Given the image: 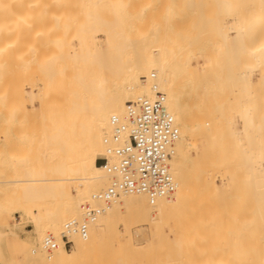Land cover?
<instances>
[{
  "label": "bare ground",
  "instance_id": "bare-ground-1",
  "mask_svg": "<svg viewBox=\"0 0 264 264\" xmlns=\"http://www.w3.org/2000/svg\"><path fill=\"white\" fill-rule=\"evenodd\" d=\"M146 1L148 3L149 0H17L18 7L14 10L16 7L12 6L15 4L11 6L2 0L3 5H9L11 12L12 9L18 12L17 20L12 22L16 24L13 29L3 28L9 22L0 25L3 32L0 61L3 60L4 67L1 72H4V80H0L3 83L0 82V86H6V91L0 96L13 93V97L2 96L10 98L9 101L6 99L8 114L5 117L8 124V170L0 177L2 264H82L102 246L112 248L118 256L144 253L146 257L151 249L154 254L153 248L156 251L160 246L165 216L185 204L194 211H200L207 198L210 200L205 204L210 207L202 208L205 211L219 208L217 212L222 216L218 215L223 222L226 221L223 226L224 223L217 218L218 222L213 224L212 212L208 210L205 214L201 208L202 213H209L212 218H204L210 222L201 221L219 226V229L213 228L215 232L211 230L214 237L223 238L219 235L223 233L226 237L221 240L225 244L222 251V244L214 243L210 254H214L215 259L219 251L222 254L219 253V261L211 260L209 256V264H264V0H254L253 3L252 0H242L248 5L240 0H231L233 3L217 0V9L214 6L216 13L207 15L204 12H210V8L203 7L207 11L201 12L203 15L199 14V17L194 15L197 19L193 18L192 26L187 29L178 27L175 32L170 31V27L166 32V24L162 23L161 27L155 20H150L151 12H154L149 10L150 4L146 5V10L144 7L137 9ZM159 1L156 9L166 0ZM179 1L176 0L178 4ZM215 1L210 2L213 4ZM199 2L197 6L203 10ZM250 3L256 5L253 7ZM183 6L188 7L182 3ZM243 6L251 8L247 15L242 14L247 10ZM168 7L165 6V10ZM176 7L179 10V5ZM195 7L194 11L199 12ZM190 14L191 19L193 14ZM163 15L162 21L167 22L168 15ZM148 21L151 22L145 27ZM183 21L180 24L186 22L185 25H189V19ZM177 23L176 28L179 26ZM142 24L146 25L143 27ZM215 41L217 43L214 44ZM212 43L218 48L214 49ZM251 67L257 71L254 75ZM153 85L164 95L166 108L178 129L168 159L174 189L152 201L143 192H119L108 203H103L94 196L111 182L113 174L97 163L96 158L105 153L103 138L110 134V118L112 115L123 116L127 102L136 97H153ZM237 181L242 188L240 183L234 185ZM202 185L207 192L212 189L218 196L214 195L213 199L220 201H211L214 192L209 191L208 197ZM192 188L200 190V201L197 197L200 206L195 200L197 194L190 191ZM235 189H240L241 193ZM234 191L243 197H239L242 203L232 194ZM190 195L195 196H191L195 198V204H192L194 201L190 203ZM202 196H206L205 201H202ZM227 196H235L240 201L232 204L238 218H242L238 213L249 206L244 210L248 213L243 212L246 215L243 214L241 224L235 225L237 227L229 221L231 217L228 216L233 210ZM47 198L55 201L48 203ZM248 198H253V202L249 200V204ZM210 201H214L216 207ZM85 202L98 207L99 213L87 222L86 236L70 233L71 245L64 248L60 241L64 223L81 219V205ZM221 204L227 205L232 213L225 207V213L227 210L231 213L226 216L220 210L224 209L219 206ZM13 212L19 213L18 219L9 222ZM236 212L230 219L233 222L239 221L234 216ZM123 213L128 216L124 219L121 237L114 222ZM26 219L33 227L34 235L30 233L31 237H21L15 229ZM191 222L187 229L192 232L181 233L176 236L173 246L169 245L175 249L179 246L180 249L175 250L179 253L176 257L169 256L172 250L168 251L169 254L166 252L167 260L155 259L152 255L154 258L148 256L146 259L133 254L130 256L139 261L145 259L144 264H151L147 263L148 259L151 262L154 259L153 264L208 263L205 258L201 259L202 262L192 259L191 253L183 246V241L190 234L201 230V222L195 218V225ZM242 224L246 228H241ZM247 224L248 233L245 231ZM142 225H147L150 235L158 237V240L148 239L146 244L135 246L131 228L136 227L133 233L142 236ZM220 225L225 228L232 226L228 228L229 234L228 229L223 231ZM239 227L241 234L247 233L242 237L244 239H241V234H236ZM259 227L263 231L258 230ZM48 233L58 243L50 251L42 247V239ZM214 233L219 234L215 236ZM225 239L231 242L226 244ZM236 239L238 241L235 242ZM242 241H246L243 246ZM7 242L16 249L18 257L4 256L2 247ZM237 242L241 247L236 245L239 244ZM237 246L244 249L241 251ZM148 248L151 249L145 253ZM234 248L241 253L236 255ZM126 257L123 260L127 261ZM126 261L119 259L121 264Z\"/></svg>",
  "mask_w": 264,
  "mask_h": 264
},
{
  "label": "rangeland",
  "instance_id": "rangeland-1",
  "mask_svg": "<svg viewBox=\"0 0 264 264\" xmlns=\"http://www.w3.org/2000/svg\"><path fill=\"white\" fill-rule=\"evenodd\" d=\"M1 2H0V9L2 8V10H0V15H2V16H0V18H2V19H0V25H2L4 22L5 23H10V21H11V25H8V24H5L4 26H3V28H6V27H8V28H10L11 29V27L13 26H15L16 24L15 23H12V22H15L14 20L16 19L17 20V17H15V16H18V15H16L18 12L16 11H14V10H16L17 9V0H8V2L6 1V0H3V2L5 3V4H9V5H13V4H15L14 6H12V8L13 7H16L14 10L12 9V12H11V8L10 7H8L9 5H3L2 4V0H0ZM141 1V0H140ZM144 1V0H143ZM150 1H152V2H150ZM162 1H164V0H162ZM186 1H188V2H192V0L190 1V0H180L179 2H180V4H178L177 2H176V0H166L165 1V3H163L162 4V2L160 3V8L159 7H157L158 9H156L155 8V5H157V3L159 4V0H149L148 1V3H147V1H146V4L144 3V2H142V3H144V4H140V6H138L137 7V9L138 8H142V7H144V10H146V8H148L146 5H148V4H150V5H148L149 6V10L150 9H152V11L154 10V12H151V11H148V12H151V15L152 16H154L155 15V12H156V16H154V18L151 16V19L150 20H155V21H153V22H155V23H159L160 25H162V23H163V25H165L164 26V29H166V28H168V27H170V31H173V32H175L176 30H178L179 28H182V26H183V29H187L188 27H190V26H192V20H194L195 18L197 19V17H199V14L201 15L202 13H203V11L204 10H206L205 8H206V6H208L207 7V9H209V11L211 12V7H213V11H212V13H210V12H204V13H207V15H209V14H213V13H216V9H217V4L216 3H218L219 1H215V3H211L210 1H212V0H202L204 3L205 2H208V4L207 3H205L206 5H204V4H202V2L200 1V0H197L198 2L200 1L201 2V4L203 5H201V4H199L200 6H202V8L203 7H205V8H203V10H201V7H199V6H197L198 4V2L196 1L195 3H194V0H193V3H189L191 6H193V8H194V6H196L197 7V9H199L198 11L200 12H196V11H194V9L190 6L189 7V4L188 3H186ZM234 1V0H233ZM233 1H231L230 0V3H233ZM237 1V0H236ZM241 2H242V0H240ZM248 2H250V0H247ZM247 1H243L242 3H245V5H248V4H246L247 3ZM253 1L254 0H252V3H253ZM139 2V1H138ZM138 2H136V3H138ZM150 2V3H149ZM185 2V3H184ZM199 2V3H200ZM214 2V1H213ZM255 2H256V0H255ZM168 3H170V4H168ZM175 5H174V4ZM182 3H183V5L185 4L186 6H188V7H185V6H183L182 7ZM234 3H237L238 4V2H234ZM241 3V5H244V4H242ZM139 4V3H138ZM162 4V5H161ZM166 4V5H165ZM255 5H256V3H254ZM253 4V5H254ZM172 5H174V7L172 6ZM177 5H179V7L181 8V10H180V8H179V10H178V8L176 7ZM234 6L236 5V4H233ZM253 5H251V3H250V6H253ZM254 5V6H255ZM3 6H4V8H3ZM135 6H137L136 4H135ZM165 6L166 7H168L166 10H167V13H165L166 12V10H165ZM211 6V7H210ZM214 6H215V8H214ZM237 6V5H236ZM249 6V7H250ZM253 6V7H254ZM170 7H172V9H170ZM196 7H195V9H196ZM242 7V6H241ZM248 7V6H247ZM247 7L245 6V8L247 9ZM133 8V7H132ZM177 8V9H176ZM243 8H244V6H243ZM244 8V9H245ZM134 9V8H133ZM188 9V10H187ZM215 9V10H214ZM240 9V8H239ZM245 9V10H246ZM250 9V10H249ZM252 9H254V8H252ZM6 10V11H5ZM159 12H158V11ZM163 10H165V11H163ZM169 10H172V11H170L169 12ZM244 10V11H245ZM251 11V8H248L246 11H245V13H242V14H244V15H247V11ZM15 13H14V12ZM189 11V12H188ZM194 11V12H193ZM207 11V10H206ZM215 11V12H214ZM2 12H3V14H2ZM160 12H162V13H160ZM164 12V13H163ZM176 12H178L179 13V15L176 13ZM181 12V13H180ZM192 12V14H193V17L190 19L189 18V14ZM202 12V13H201ZM238 12H241V11H238ZM14 14V16L12 15V14ZM152 13H154V15L152 14ZM168 13H172V14H169L168 15ZM174 13H176V14H174ZM195 13V14H194ZM249 13V12H248ZM11 14V15H10ZM163 14H167L168 16L166 17L167 18V22H166V20H164L165 21V23H164V21H162L164 18V16L165 15H163ZM196 14H197V17H195L196 16ZM241 13H240V15H242ZM8 15V16H7ZM158 15H159V19H158ZM177 15V16H176ZM195 15V16H194ZM203 15V14H202ZM201 15V16H202ZM215 15V14H214ZM4 16V17H3ZM6 16V17H5ZM12 16V17H11ZM162 16V17H161ZM224 18H225V15L223 14L222 15ZM11 17V19H9V18ZM14 17V18H13ZM174 17V18H173ZM190 17H191V14H190ZM161 18V19H160ZM194 18V19H193ZM5 21H4V20ZM168 19L170 20L169 22H168ZM187 19H189L190 21L187 23V24H189V25H185L186 24V22H185V24L183 23V24H180V22L182 23V20H184V21H186ZM2 20V21H1ZM8 20H10V21H8ZM176 20H178V22L179 23H177V21ZM181 20V21H180ZM159 21V22H158ZM160 21H162V22H160ZM183 21V22H184ZM149 22H151V21H148V22H145L146 24H144V25H146L145 27H147V26H149ZM175 23H177V24H179V26H177V24H176V26H177V28L176 27H174L175 26ZM154 24V23H153ZM152 24V25H153ZM8 25V26H7ZM143 25V24H142ZM144 25H143V27H144ZM150 25H151V23H150ZM155 25V24H154ZM163 25L161 26V27H163ZM159 26V25H158ZM172 26H173V29H172ZM1 28H0V41L2 40V26H0ZM13 27H12V29H13ZM140 27H142V26H140ZM142 27V28H143ZM179 27V28H178ZM184 27H186V28H184ZM176 28V29H175ZM168 30V31H169ZM12 31V30H11ZM169 31V33L170 34H172V32H170ZM6 32H8V31H6ZM6 32H4L5 33V35L7 36V33ZM166 32H167V29H166ZM215 40H217L216 38H214ZM214 39L212 40V41H214ZM210 40V41H211ZM211 41V42H212ZM219 42V41H218ZM1 43V42H0ZM215 43H217L216 41L214 42V44ZM2 44V43H1ZM0 44V45H1ZM213 43H212V46L214 47V49L216 48L215 47V45H214ZM217 45V44H216ZM221 46V45H220ZM1 47V46H0ZM218 48V47H217ZM216 48V49H217ZM221 48H222V46H221ZM220 48V49H221ZM223 49V48H222ZM224 57V56H223ZM1 58H2V56H1ZM222 58V57H221ZM224 59V58H223ZM1 62H2V64H1ZM252 63V62H251ZM3 65V60L1 59V61H0V66L1 67H3L2 66ZM249 66H252L251 64H248ZM0 67V68H1ZM2 69V68H1ZM251 73H253V75L257 72L256 71V69L255 68H253V67H251ZM249 70H250V68H249ZM2 71H4V67H3V70H0V73L2 72ZM4 73V72H3ZM3 73H1V75H0V80H4V75H3ZM3 77V78H2ZM2 80V81H3ZM1 82V81H0ZM2 83V82H1ZM0 83V84H1ZM3 84V83H2ZM4 86V85H3ZM2 85L0 86V93L1 92H3V91H6V86L5 87H3ZM262 90H264V89H262ZM261 90V92H263ZM8 91V90H7ZM5 94V93H4ZM4 94H2L1 96H0V177H3L4 176V174L6 175V173H7V170H8V168H7V166H6V162H7V151L8 150H6L7 149V139H8V124L6 123L7 122V119L5 118V117H7V114H8V105H7V103H8V101H9V99L10 98H3L2 96H4V97H10V96H12L13 95V93L11 94V95H8V92H7V96H6V94L4 95ZM262 94V96H263V93H261ZM15 95V94H14ZM13 97V96H12ZM6 99H8V101L6 100ZM6 101H7V103H6ZM6 103V104H5ZM26 104H28V103H26ZM7 107V108H6ZM5 114V115H4ZM4 120V121H3ZM6 120V121H5ZM7 153V154H6ZM99 155V154H98ZM97 155V156H98ZM3 163H5L4 165H3ZM239 184L240 182L239 181H237L234 185H236V184ZM198 186V184H195V186ZM200 185V184H199ZM233 185V187H235ZM70 186H72L71 184H70ZM194 186V185H193ZM205 186V185H204ZM200 187V186H199ZM199 187H196V188H199ZM202 187H203V185H202ZM206 188H209V187H207V186H205ZM232 187V188H233ZM238 187H239V185H238ZM240 187L242 188V185H241V183H240ZM196 188H192V189H190V191H191V193L193 194H197L196 195V197L195 196H192V195H190V203H192V201H194L193 199H195V200H197V197L200 195L199 193V191L200 190H204V191H206V189L203 187L202 189H201V187H200V190L198 191V189H196ZM240 188V189H241ZM240 189H235V190H237V192L240 190ZM195 190V192H192V191H194ZM202 190V191H203ZM207 190H209V189H207ZM196 191H197V193H196ZM202 191H201V193H202ZM209 191H213L212 189L211 190H209ZM208 191V192H209ZM241 192H242V189L240 190ZM239 191V192H240ZM199 192V193H198ZM207 191L205 192V194L206 195H208L209 193H208ZM214 192V191H213ZM232 192V191H231ZM238 192V193H239ZM240 192V193H241ZM190 192H189V194H191ZM212 193V192H211ZM210 193V194H211ZM239 193V194H240ZM199 194V195H198ZM229 194H230V191H229ZM232 194H235V191L232 193ZM231 194V195H232ZM204 195V194H203ZM214 195H216L215 194V192L213 193V197L211 198V201L212 200H216L217 199V201L219 200L218 198H216V199H213V198H215V196ZM195 197V198H193L192 199V197ZM211 196V195H210ZM217 196V195H216ZM229 196V195H228ZM227 196V197H228ZM235 196L236 197H240L241 195H237V194H235ZM235 196L234 197H232V198H230V197H228V201L229 200H231L230 201V203L229 204H231V206H229L232 210H233V208L235 209V206L232 208V204L234 205V204H238V202L240 203V199L241 198H239V200L237 201V199H235ZM208 197H209V195H208ZM218 197V196H217ZM220 197V196H219ZM242 197V196H241ZM199 198H201V196H199L198 197V200H199ZM204 198H206V196L205 197H203L202 196V201H205V199ZM222 198V197H221ZM223 198H224V196H223ZM234 198V199H233ZM225 199V198H224ZM242 199H243V197H242ZM47 200V202L48 203H53L54 201H55V199H52V198H47L46 199ZM197 200V201H198ZM210 200V199H209ZM209 200H208V198H207V200L206 201H208V203H209ZM236 200V201H235ZM249 200L251 201V202H253V198H248L247 199V201H248V203H249ZM186 201H187V199H186ZM189 201V200H188ZM200 201V200H199ZM199 201H198V205L200 204L199 203ZM206 201H205V203H206ZM211 201H210V204L211 205H213V203H214V201H213V203H211ZM217 201H216V203H217ZM220 201V200H219ZM232 201H235V203H232ZM243 201H245V205H248L247 204V201L244 199ZM196 203V201H194V203H192V204H195ZM204 203V204H205ZM226 203H227V201H226ZM241 203H242V201H241ZM187 204H189V203H187ZM202 205L201 204V208L202 207H205V208H208V207H210L209 206V204H208V206L206 205ZM225 204V203H224ZM224 204H221V205H219V206H222V208H224V209H221L220 208V210L222 211V212H224L225 213V210L226 209H228L229 211H230V208L228 207L227 208V205L226 206H223ZM243 204V205H244ZM250 204V203H249ZM198 205L196 204L195 205V208H197L198 207ZM214 205H215V203H214ZM213 205V206H214ZM197 206V207H196ZM200 206V205H199ZM218 205H217V207H219ZM212 207V206H211ZM215 207H216V205H215ZM214 207V208H215ZM225 207H226V209H225ZM239 206L237 205V208H238ZM240 207H242V205L240 204ZM247 207H249V206H247ZM247 207L245 206V208H244V210L245 209H247ZM201 208L199 209L200 211H197L196 209H195V211L197 212H195L194 210H193V208L191 209V207H190V205H186L185 204V206H183V207H181L180 209H178V210H176L175 212H172L171 213V215H168V216H165V225H164V227H163V231L160 233V246L158 247V248H156V251H154L155 249L153 248V253L154 254H152L151 252H152V249H151V254L149 255L148 254V256H149V258H154L155 257V259H157V258H159V259H161V260H167V258L168 257H165L166 256V252L169 254V252L168 251H170V250H172V253L171 254H169V256L170 257H176L178 254L177 253H175L176 251V249H178L179 248V246L175 249L174 247L172 248V247H169V245H172L173 246V244H174V241H175V238H176V236H179L181 233H186V232H188V231H191L192 232V230H189V229H187V225L189 224V222H191V220H193L191 223L192 224H194L195 225V222H194V218L195 219H197V221H198V223H200L201 222V226H200V228L199 229H201V230H199V229H197V230H199V231H197L196 233H195V231L193 232V234H190V236L187 238V239H185L183 242H184V247H185V249L187 250V251H189L190 253H191V257H192V259H195V260H201V259H204V260H208L207 262L208 263H206V262H204V263H206V264H209L210 263V259L212 260V259H215V258H213L214 257V254L213 255H211L210 253H212L213 252V250H212V248L213 247H215V246H213V245H215L216 243V241H218L217 242V244L216 245H218V244H222V248H220V250L222 249H224V246H225V244H224V242L223 241H221L223 238H226V237H224V235L223 234H219V233H222L223 231H224V229L226 230V228L228 229L229 227H223V226H225V223L224 222H226V221H224L223 222V220H222V214L221 213H218L217 212V210L219 211V208H215L213 211L211 210V208H210V210L209 209H206V211L202 208V211L206 214L207 212H208V210H209V213L210 212H212V216L214 217L213 218V220H211V222L213 223L214 221L215 222H218V220L219 219H221L220 221H221V223L223 222L224 223V225L223 226H221L220 228H222L223 227V231L222 232H220V230H218L219 231V233H217V234H219V235H222V237L223 238H221V236L219 237V236H216L217 234H215V236L216 237H218L219 239H220V242H219V240L217 239V240H215V238L216 237H214V235H213V233H212V231L211 230H213V228H215V229H217L218 227H214V226H212L213 224L212 223H205V221L204 220H206V219H204V218H211L210 216V214L208 213L207 215H205L204 213H202L201 212ZM236 208V209H237ZM249 209V208H248ZM247 209V210H248ZM224 210V211H223ZM228 210L226 211V216H228V215H230L232 212L234 213V212H236L237 210H233L230 214L228 213ZM242 211V212H239L238 214L240 215V216H242V218H243V214H245L246 215V213H243V212H247L248 213V211ZM250 210H251V208H250ZM249 210V211H250ZM215 211L217 212V213H215ZM201 212V213H200ZM232 213V214H233ZM18 212H13V218H9V222H12L13 220L15 221V220H17L18 219ZM204 214V215H203ZM218 214H220L221 216H219ZM228 214V215H227ZM231 214V216H228V217H231L230 219L232 220V217H233V215ZM122 215V214H121ZM202 215H203V217H202ZM208 215H210V216H208ZM249 215H250V213H249ZM123 216V217H122ZM122 216H120L118 219H119V221H118V219H117V221H115L114 222V224H115V226H117V228L120 230V232H121V237L123 236V233H124V219H126V217L128 216V214L127 215H125L124 213H123V215ZM208 216V217H207ZM217 216V217H216ZM225 216V217H226ZM234 216H236V219L239 217V216H237V212L234 214ZM248 216V215H247ZM122 217V218H121ZM216 217V218H215ZM225 217H223L224 218V220H225ZM228 217L226 218V220L228 221ZM122 220H121V219ZM217 218H219L218 220H216ZM234 218V217H233ZM241 217L240 218H238L239 219V221L238 222H233V221H231L230 219H229V221L230 222H232V224L233 223H235V224H233L234 226L233 227H237L238 225H240L241 224V222H240V220L242 219ZM245 218V217H244ZM248 218H250V217H248ZM248 218L247 219H244V220H248ZM200 221H199V220ZM201 219H204L203 221L204 222H202L201 221ZM209 219L208 220H206V221H209ZM212 219V218H211ZM234 220V219H233ZM243 220V219H242ZM220 221H219V224H220ZM210 222V221H209ZM240 222V223H239ZM229 223V222H228ZM228 223H226V224H228ZM238 223V224H237ZM247 223V222H246ZM217 224V223H216ZM218 224V225H219ZM237 224V226H235ZM244 224V223H243ZM242 224V227L241 228H244V226L245 225H243ZM193 225V226H194ZM196 225H198L197 223H196ZM229 225V224H228ZM227 225V226H228ZM231 225V224H230ZM229 225V226H230ZM143 226V229H144V234L142 235V236H139V235H135L134 233H133V230L136 228V227H132L131 229H132V242H133V244L135 245V246H139V245H144V244H146V242H147V240L148 239H151V240H153V241H157L158 240V237H156V236H151L150 235V232H149V228L147 227V225H142ZM249 225L247 224V227H248ZM195 227V226H194ZM232 227V226H231ZM230 227V228H231ZM196 228V227H195ZM229 228V229H230ZM241 228L239 227V229H237V231H239V230H241ZM245 228H246V226H245ZM263 228V227H262ZM15 229H16V231L18 232V234L21 236H28L30 233V235H34V231H33V227H32V224H31V222L28 220V219H26V220H24L23 222H21V223H19L16 227H15ZM149 229V230H148ZM219 229V228H218ZM229 229L228 230H226V231H228V234H229ZM260 229V227L258 228V230ZM264 229V228H263ZM263 229H260V230H262L263 231ZM152 230V229H151ZM243 230V229H242ZM248 230H249V227L247 228V229H245V231H247V233H248ZM21 231V232H20ZM214 231V230H213ZM33 232V233H32ZM215 232V231H214ZM233 232V231H232ZM231 232V233H232ZM235 232H236V229H235ZM259 231H257V233H258ZM241 234L240 233V231L239 232H237L236 234L237 235H239V234ZM247 233H244L245 235L247 234ZM259 233H261V232H259ZM27 234V235H26ZM235 234V233H234ZM244 234H241V239H244V238H242L243 236H244ZM29 235V236H30ZM21 236V237H22ZM226 236H228V235H226ZM240 236V235H239ZM31 237V236H30ZM232 237V236H231ZM234 237V236H233ZM24 238V237H23ZM236 237H234V239H235ZM246 238H247V236H246ZM245 238V240L247 241L248 239H246ZM233 238H231V240H232ZM238 239V238H237ZM234 240L235 242L236 241H238L239 240V242L241 241V239L239 238L238 240ZM183 240V239H182ZM215 240V241H214ZM231 240H226L225 239V243L227 244V243H230L231 242ZM226 241H229V242H226ZM233 241V242H234ZM244 241V240H243ZM241 242V243H243L242 244V246L244 245V244H246V241H245V243L244 242ZM249 241H251V240H249ZM9 242V241H8ZM8 242L7 243H5L4 245H3V249H2V252H3V254H4V256L7 258V257H18L19 256V254H18V252L16 251V249H12L13 248V246L11 247V245H10V243L8 244ZM234 242V243H235ZM239 242H237V243H239ZM215 243V244H214ZM247 243H249V242H247ZM12 244V243H11ZM5 245H8L7 247L8 248H6L5 247ZM236 245H240L239 247H241V244L239 243V244H236ZM220 246V245H219ZM237 246V248L238 249H240L241 250V248H239ZM9 247H11V249H9ZM15 247V246H14ZM181 247V246H180ZM236 247V246H235ZM16 248V247H15ZM106 246H102V247H100L95 253H94V255H92V257L90 256V257H88V260H84V261H86V262H84V263H82V264H121L120 262H119V259H121L122 261H126V260H123L126 256V259H127V261H126V263L125 264H144L143 262L144 261H146L145 259H146V257H148V256H144V253L142 254V253H140L141 255H143L144 257H141V255H139V253H137V254H133V255H135L136 257H140L141 259H143V258H145L144 260H137V259H135V258H133V256L131 257L130 256V254L131 253H125V255L124 254H119V256L116 254L117 252H114L113 250H112V248H109L110 249V251H109V249L108 248H106ZM243 249H244V247H242ZM8 249V250H7ZM149 248L148 249H146V252L145 253H147V251H149L150 250ZM180 249V248H179ZM235 249V248H234ZM242 249V250H243ZM108 250V251H107ZM221 250V251H222ZM240 250H239V253H238V250L236 251V249H235V251H236V255H237V253L238 254H240L241 252H240ZM241 250V251H242ZM212 251V252H211ZM219 251V249L216 251V252H218ZM221 251H219V253L221 252ZM177 252H178V250H177ZM216 252H214V253H216ZM109 253H110V255H109ZM217 253L218 254V256H217V259H218V257H221V255L220 254H222V253ZM127 254V255H126ZM131 254V255H132ZM168 254H167V256H168ZM177 254V255H176ZM112 255V256H111ZM154 256V257H152V256ZM220 255V256H219ZM121 256V257H120ZM151 256V257H150ZM209 256H211L212 258H210L209 259ZM120 257V258H119ZM169 257V258H170ZM241 257V256H240ZM116 258V259H115ZM131 258V259H130ZM239 258V257H238ZM242 258V257H241ZM240 258V259H241ZM129 259V260H128ZM148 259V258H147ZM217 259H215L216 261H219V260H217ZM153 260L154 259H152V262L150 261V259H148V261H147V263L149 262V263H151V264H153ZM194 260V262L196 263V261ZM215 260H213L212 262H215ZM239 260V259H238ZM155 261V260H154ZM203 260H201V262H202ZM124 262H122V264H124ZM193 262V263H194ZM204 263H200L199 262V264H204ZM0 264H2L1 262H0ZM196 264H198V263H196ZM212 264V263H211ZM215 264V263H214Z\"/></svg>",
  "mask_w": 264,
  "mask_h": 264
},
{
  "label": "built area",
  "instance_id": "built-area-1",
  "mask_svg": "<svg viewBox=\"0 0 264 264\" xmlns=\"http://www.w3.org/2000/svg\"><path fill=\"white\" fill-rule=\"evenodd\" d=\"M154 89L153 97L139 96L127 102L123 116L112 115L111 131L103 138L105 153L96 162L112 173L111 182L94 196L108 203L119 192H143L150 201L173 191L175 183L168 171V159L178 129L164 103V95ZM82 218L64 223L60 241L71 245L70 233L84 237L87 222L99 208L92 203L81 205ZM51 233L42 239V247L50 251L57 246Z\"/></svg>",
  "mask_w": 264,
  "mask_h": 264
}]
</instances>
